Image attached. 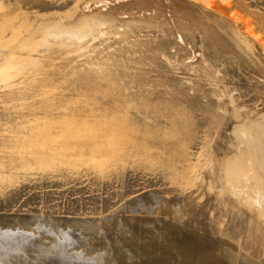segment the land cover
<instances>
[{
    "label": "bare ground",
    "instance_id": "bare-ground-1",
    "mask_svg": "<svg viewBox=\"0 0 264 264\" xmlns=\"http://www.w3.org/2000/svg\"><path fill=\"white\" fill-rule=\"evenodd\" d=\"M234 1L0 0V264H264V0Z\"/></svg>",
    "mask_w": 264,
    "mask_h": 264
},
{
    "label": "rangeland",
    "instance_id": "rangeland-1",
    "mask_svg": "<svg viewBox=\"0 0 264 264\" xmlns=\"http://www.w3.org/2000/svg\"><path fill=\"white\" fill-rule=\"evenodd\" d=\"M177 3H179V4H182L183 2L185 3L186 2V0H175ZM180 1V2H179ZM217 1H219V3H221L222 5H226V4H228V3H234L235 4V1L234 0H217ZM236 8H237V10L240 12V14H241V16L244 18V19H247V20H249L250 18H251V16L250 15H247L246 14V12L243 10V8L239 5V4H237L236 5ZM251 21L253 20L252 18L250 19ZM253 28H258V25H256L255 23L253 24Z\"/></svg>",
    "mask_w": 264,
    "mask_h": 264
}]
</instances>
